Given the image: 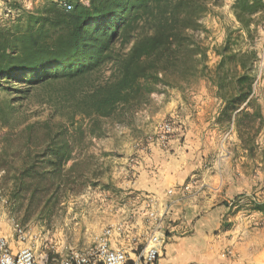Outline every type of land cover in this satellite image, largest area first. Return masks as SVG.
Here are the masks:
<instances>
[{"label":"rangeland","instance_id":"374dc122","mask_svg":"<svg viewBox=\"0 0 264 264\" xmlns=\"http://www.w3.org/2000/svg\"><path fill=\"white\" fill-rule=\"evenodd\" d=\"M19 1L33 10L46 0ZM233 4L223 0L206 13V29L197 36L208 48L210 70L229 34L233 48L255 52L251 98L262 118L254 153L243 147L235 123L221 118L223 101L201 77L184 90L161 87L130 124L106 122L103 136H91L83 153H73L62 183L45 180L34 188L21 178L31 161L22 130L51 119L46 92H1L0 235L12 238L23 230L39 260L55 262L75 250H94L111 229V245L126 252V264L154 231L164 235L154 264L174 235H205L206 241L192 240L199 255L187 264H264V211L252 205L264 203V22L249 35ZM9 14L0 0V22ZM168 123L172 131L165 133Z\"/></svg>","mask_w":264,"mask_h":264},{"label":"trees","instance_id":"16d2710c","mask_svg":"<svg viewBox=\"0 0 264 264\" xmlns=\"http://www.w3.org/2000/svg\"><path fill=\"white\" fill-rule=\"evenodd\" d=\"M222 1L46 0L31 10L5 0L10 18L0 22V93L25 97L42 89L51 115L22 130L31 160L22 181L34 188L45 180L62 183L73 153L103 136L106 122L130 124L161 87L184 90L201 77L223 101L221 118L235 123L243 147L254 153L262 118L251 98L255 52L233 48L229 34L210 70L208 48L197 36L206 29L202 17ZM232 8L249 35L264 22V0H234ZM252 205L264 211V203Z\"/></svg>","mask_w":264,"mask_h":264},{"label":"built area","instance_id":"2783aa9c","mask_svg":"<svg viewBox=\"0 0 264 264\" xmlns=\"http://www.w3.org/2000/svg\"><path fill=\"white\" fill-rule=\"evenodd\" d=\"M71 8L70 5L67 6ZM165 133L172 131L170 123L164 124ZM111 229H106L101 241L94 250L88 252L72 251L70 255L55 262L48 258L40 261L33 247L26 243L27 234L23 230L15 231L11 237L0 235V264H90L102 262L103 264H126V252L122 248L111 245ZM164 235L159 231L152 232L144 248L137 255L133 264H154L160 257L163 247Z\"/></svg>","mask_w":264,"mask_h":264},{"label":"crops","instance_id":"0c3cea01","mask_svg":"<svg viewBox=\"0 0 264 264\" xmlns=\"http://www.w3.org/2000/svg\"><path fill=\"white\" fill-rule=\"evenodd\" d=\"M187 173H188V170H186V174ZM182 175L183 174H181V176ZM211 212H214V210ZM195 237L196 238H193V239L200 238V239H205V241L207 239L206 238L207 236L205 235L195 236ZM193 239L191 236L180 237V236L174 235L172 237V240L166 244L165 256L160 258L158 264H187L188 262H190L193 256L199 255V254H195L197 253L198 247L196 248V246H194L193 244L191 245V242Z\"/></svg>","mask_w":264,"mask_h":264}]
</instances>
